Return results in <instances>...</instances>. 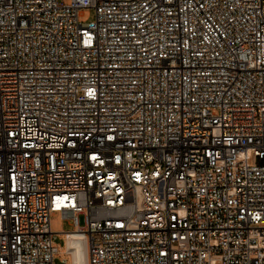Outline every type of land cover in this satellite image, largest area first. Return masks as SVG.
<instances>
[{"label": "built area", "instance_id": "2783aa9c", "mask_svg": "<svg viewBox=\"0 0 264 264\" xmlns=\"http://www.w3.org/2000/svg\"><path fill=\"white\" fill-rule=\"evenodd\" d=\"M67 235L264 264V0H0V264H72Z\"/></svg>", "mask_w": 264, "mask_h": 264}, {"label": "rangeland", "instance_id": "374dc122", "mask_svg": "<svg viewBox=\"0 0 264 264\" xmlns=\"http://www.w3.org/2000/svg\"><path fill=\"white\" fill-rule=\"evenodd\" d=\"M64 3H69L70 0H61ZM94 18V10L92 8H84L82 9L81 15L79 16V21L82 23L89 22ZM80 224H82V218L80 217ZM50 227L53 232L60 231H70L72 230L71 221L62 218L61 214L56 212L50 217ZM54 242L61 244L62 240L58 237L54 238ZM54 264H63L59 258L54 259Z\"/></svg>", "mask_w": 264, "mask_h": 264}, {"label": "bare ground", "instance_id": "6f19581e", "mask_svg": "<svg viewBox=\"0 0 264 264\" xmlns=\"http://www.w3.org/2000/svg\"><path fill=\"white\" fill-rule=\"evenodd\" d=\"M64 237V245L58 249L59 255L72 264H85L86 247L84 242L71 235Z\"/></svg>", "mask_w": 264, "mask_h": 264}]
</instances>
